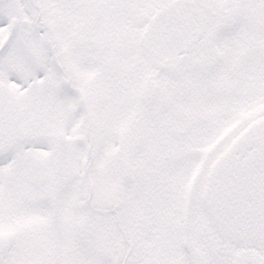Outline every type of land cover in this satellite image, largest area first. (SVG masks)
<instances>
[{
  "label": "snow or ice",
  "instance_id": "6c2138e0",
  "mask_svg": "<svg viewBox=\"0 0 264 264\" xmlns=\"http://www.w3.org/2000/svg\"><path fill=\"white\" fill-rule=\"evenodd\" d=\"M0 264H264V0H0Z\"/></svg>",
  "mask_w": 264,
  "mask_h": 264
}]
</instances>
